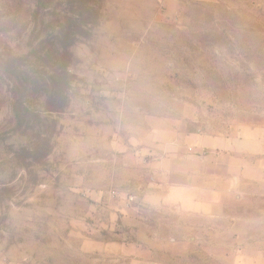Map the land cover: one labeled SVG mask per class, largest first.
Masks as SVG:
<instances>
[{"label":"rangeland","instance_id":"rangeland-1","mask_svg":"<svg viewBox=\"0 0 264 264\" xmlns=\"http://www.w3.org/2000/svg\"><path fill=\"white\" fill-rule=\"evenodd\" d=\"M242 127L264 133V0H0V264H123L149 135Z\"/></svg>","mask_w":264,"mask_h":264},{"label":"crops","instance_id":"crops-1","mask_svg":"<svg viewBox=\"0 0 264 264\" xmlns=\"http://www.w3.org/2000/svg\"><path fill=\"white\" fill-rule=\"evenodd\" d=\"M149 140L154 157L141 185L149 230L144 239L121 246L122 256L114 253L111 261L264 264V133L171 128L157 129ZM188 252L204 261L192 263L184 257Z\"/></svg>","mask_w":264,"mask_h":264},{"label":"built area","instance_id":"built-area-1","mask_svg":"<svg viewBox=\"0 0 264 264\" xmlns=\"http://www.w3.org/2000/svg\"><path fill=\"white\" fill-rule=\"evenodd\" d=\"M133 199H134V198H133L132 196H130V197L128 198V201H129V202H132Z\"/></svg>","mask_w":264,"mask_h":264}]
</instances>
